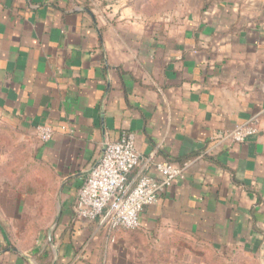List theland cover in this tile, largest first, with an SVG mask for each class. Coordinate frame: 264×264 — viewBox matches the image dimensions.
<instances>
[{"label":"crops","instance_id":"0c3cea01","mask_svg":"<svg viewBox=\"0 0 264 264\" xmlns=\"http://www.w3.org/2000/svg\"><path fill=\"white\" fill-rule=\"evenodd\" d=\"M249 120L257 132L245 141L215 140ZM0 122L52 128L36 152L61 226L87 230L78 189L104 143L132 132L130 177L188 163L142 209L139 235L264 258V0H0ZM18 254L12 263L28 262Z\"/></svg>","mask_w":264,"mask_h":264},{"label":"rangeland","instance_id":"374dc122","mask_svg":"<svg viewBox=\"0 0 264 264\" xmlns=\"http://www.w3.org/2000/svg\"><path fill=\"white\" fill-rule=\"evenodd\" d=\"M37 138L0 122V264H14L11 257L18 258V253L31 264H264V258L242 254L238 247L232 248L227 259H218L185 235L145 236L136 228L117 229L109 236L97 219L88 222L86 231L73 229L71 223L61 226L56 220L57 184L37 156ZM104 233L107 239L100 254L98 241ZM120 236L124 242L118 241ZM66 237L71 246L65 247L69 254L63 260L58 250L65 251ZM43 251L49 257L37 259Z\"/></svg>","mask_w":264,"mask_h":264},{"label":"built area","instance_id":"2783aa9c","mask_svg":"<svg viewBox=\"0 0 264 264\" xmlns=\"http://www.w3.org/2000/svg\"><path fill=\"white\" fill-rule=\"evenodd\" d=\"M256 132L254 121L249 120L230 131L217 133L215 140L243 142ZM52 133L47 125L37 129L42 142L50 140ZM139 157L132 132H123L118 140L105 142L99 160L78 189L73 205L76 217L89 222L97 219L108 235L117 229L138 228L142 209L154 204L176 179L183 178L188 165L187 162L157 161L153 162L155 176L139 173L130 177L139 164Z\"/></svg>","mask_w":264,"mask_h":264},{"label":"trees","instance_id":"16d2710c","mask_svg":"<svg viewBox=\"0 0 264 264\" xmlns=\"http://www.w3.org/2000/svg\"><path fill=\"white\" fill-rule=\"evenodd\" d=\"M197 242H198V241H197ZM198 243H199V244H202V245L206 248V250H207L208 252H209V251L212 252V253L215 255L216 258L221 259V260L227 259V258H225L224 256H221V255L215 253V252L212 250V248L209 247L207 244H205V243H201V242H198ZM103 248H104V246L101 247V246L99 245L100 254L104 251ZM4 249H5V248H4ZM4 251H6V250H4ZM33 251H34L35 254H38V250H33ZM48 257H49V255H48L47 251H43L42 254H41L40 256H36L37 259H43V260H46ZM101 258H102V257H101V255H100V256H99L100 263H101ZM22 259H23V258H22ZM63 260H64V259H63ZM23 261H25V260L23 259Z\"/></svg>","mask_w":264,"mask_h":264},{"label":"water","instance_id":"95a60500","mask_svg":"<svg viewBox=\"0 0 264 264\" xmlns=\"http://www.w3.org/2000/svg\"><path fill=\"white\" fill-rule=\"evenodd\" d=\"M14 251H16V252H18L16 249H13ZM263 262H264V260H263Z\"/></svg>","mask_w":264,"mask_h":264}]
</instances>
